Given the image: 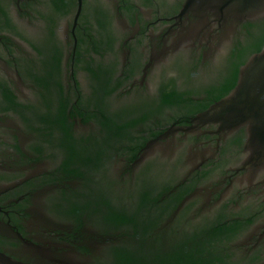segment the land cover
Here are the masks:
<instances>
[{
    "label": "flooded vegetation",
    "instance_id": "flooded-vegetation-1",
    "mask_svg": "<svg viewBox=\"0 0 264 264\" xmlns=\"http://www.w3.org/2000/svg\"><path fill=\"white\" fill-rule=\"evenodd\" d=\"M185 1L0 0V264H264V167L193 122L264 18L195 33Z\"/></svg>",
    "mask_w": 264,
    "mask_h": 264
},
{
    "label": "water",
    "instance_id": "water-1",
    "mask_svg": "<svg viewBox=\"0 0 264 264\" xmlns=\"http://www.w3.org/2000/svg\"><path fill=\"white\" fill-rule=\"evenodd\" d=\"M76 14L80 11L78 0ZM192 12L198 20L193 32H201L210 22L256 21L264 18V0H186L182 13ZM193 122L218 124L221 129L244 128L246 133L245 165L264 167V45L253 53L239 69L233 90ZM148 143L137 159L144 160L152 149Z\"/></svg>",
    "mask_w": 264,
    "mask_h": 264
},
{
    "label": "trees",
    "instance_id": "trees-1",
    "mask_svg": "<svg viewBox=\"0 0 264 264\" xmlns=\"http://www.w3.org/2000/svg\"><path fill=\"white\" fill-rule=\"evenodd\" d=\"M258 46L255 48V50H260L261 47L264 45V21L260 25V33L257 40ZM114 222H122L121 220H115ZM198 253L195 252H185L178 251L174 252L171 255H167L166 257H163L162 264H209L210 262L206 259L204 260L202 257H200Z\"/></svg>",
    "mask_w": 264,
    "mask_h": 264
}]
</instances>
